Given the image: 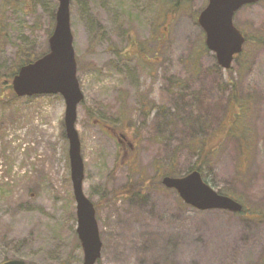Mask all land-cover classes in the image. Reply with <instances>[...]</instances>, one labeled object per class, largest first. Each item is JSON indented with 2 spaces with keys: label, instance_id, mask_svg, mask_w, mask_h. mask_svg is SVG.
<instances>
[{
  "label": "rangeland",
  "instance_id": "obj_1",
  "mask_svg": "<svg viewBox=\"0 0 264 264\" xmlns=\"http://www.w3.org/2000/svg\"><path fill=\"white\" fill-rule=\"evenodd\" d=\"M176 1L69 0L83 93L75 121L82 188L102 241L95 264H264V220L250 214L264 211V45L248 42L224 70L197 23L207 0L168 13ZM58 4L0 0V263L83 262L64 99L18 97L10 86L22 58L47 51ZM234 23L264 36V0L241 7ZM234 95L243 105L235 112L227 108ZM218 130L202 176L249 214L198 210L160 184L163 174L195 165L191 142ZM224 133L251 144L241 151L235 139L221 140Z\"/></svg>",
  "mask_w": 264,
  "mask_h": 264
},
{
  "label": "water",
  "instance_id": "obj_2",
  "mask_svg": "<svg viewBox=\"0 0 264 264\" xmlns=\"http://www.w3.org/2000/svg\"><path fill=\"white\" fill-rule=\"evenodd\" d=\"M258 0H208L197 22L205 33V45L215 54L218 65L227 69L234 54L240 53L244 36L233 23L235 12L243 5ZM55 24L48 38V51L32 62L22 65L13 76L11 86L17 96L60 94L65 101L64 127L68 140V158L73 196L76 203V232L83 249V264H94L100 256L102 242L93 203L82 189L84 178L80 141L75 129L76 108L83 94L76 77L73 36L70 27L69 0H59ZM162 184L176 190L184 203L199 209L241 212L237 200L218 194L202 178L198 170L184 176H163ZM3 264H24L12 259Z\"/></svg>",
  "mask_w": 264,
  "mask_h": 264
},
{
  "label": "trees",
  "instance_id": "obj_3",
  "mask_svg": "<svg viewBox=\"0 0 264 264\" xmlns=\"http://www.w3.org/2000/svg\"><path fill=\"white\" fill-rule=\"evenodd\" d=\"M185 0H177L176 2H173L170 4V6L168 7L169 9H167V12L168 13H172L174 14L178 8H179V4L181 2H183ZM166 14V12H164L162 14V16H164ZM161 16V17H162ZM53 25L54 23H51L50 24V28L48 29V33L50 34L51 31H52V28H53ZM246 40H247V43L248 42H254L256 45H264V36L262 35H253V36H247L246 37ZM19 50V49H18ZM36 57H30V55L26 56L25 58H22L20 60V63L18 65V67L22 64H25L27 62H30L32 61L33 59H35ZM17 67V68H18ZM16 70L13 71L10 76H12L13 74H15ZM230 96L232 97V94H230ZM240 107L242 108L243 105L239 104V102L237 101V98L236 96L234 95L233 96V99H230L228 101V109H231L234 110V112L236 111V109H234L235 107ZM237 120V114L236 116H234V121ZM221 129V128H220ZM220 130H218L217 132H214L212 131L211 134H208L207 136H203V137H200L197 141V142H191V147L193 148V152L197 155L198 157V160L196 162L195 165H193L192 167L189 168V171L193 170V169H197L199 171H201V167L199 164H202V163H206L207 160H210L213 155H215V152L218 150V144H215V145H212L213 143H210V140H212V138L219 132ZM244 135L240 136V137H237L235 135H229L228 133H224V137L221 139H225L227 137H230V138H233L236 140L237 144H238V148L242 151V148H243V145H246L248 144V147L250 146L251 142L249 141L248 137L246 136L245 140L243 139ZM196 140V139H195ZM220 140V141H221ZM219 141V142H220ZM246 142V144H244ZM168 175H173L172 173L168 172L166 173ZM153 186V184H151ZM130 192V190H126L125 193H128ZM219 193H222V194H226V195H229L231 197H234L236 199H238L237 197L233 196L232 194L226 192V191H218ZM243 212H246V213H250L249 211L246 210V208L244 207L243 209ZM252 215H254L256 217V219H262L264 220V211H254V213H250Z\"/></svg>",
  "mask_w": 264,
  "mask_h": 264
},
{
  "label": "bare ground",
  "instance_id": "obj_4",
  "mask_svg": "<svg viewBox=\"0 0 264 264\" xmlns=\"http://www.w3.org/2000/svg\"><path fill=\"white\" fill-rule=\"evenodd\" d=\"M215 249V251H216V248H214Z\"/></svg>",
  "mask_w": 264,
  "mask_h": 264
}]
</instances>
